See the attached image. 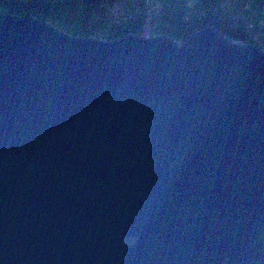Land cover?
Segmentation results:
<instances>
[{
  "label": "water",
  "instance_id": "water-1",
  "mask_svg": "<svg viewBox=\"0 0 264 264\" xmlns=\"http://www.w3.org/2000/svg\"><path fill=\"white\" fill-rule=\"evenodd\" d=\"M145 34L0 11V264H264V49Z\"/></svg>",
  "mask_w": 264,
  "mask_h": 264
},
{
  "label": "trees",
  "instance_id": "trees-1",
  "mask_svg": "<svg viewBox=\"0 0 264 264\" xmlns=\"http://www.w3.org/2000/svg\"><path fill=\"white\" fill-rule=\"evenodd\" d=\"M0 11L32 15L78 37L169 36L185 43L207 26L264 49V0H0Z\"/></svg>",
  "mask_w": 264,
  "mask_h": 264
},
{
  "label": "rangeland",
  "instance_id": "rangeland-1",
  "mask_svg": "<svg viewBox=\"0 0 264 264\" xmlns=\"http://www.w3.org/2000/svg\"><path fill=\"white\" fill-rule=\"evenodd\" d=\"M150 29L147 27V29H146V36H150V31H149ZM184 44V43H183Z\"/></svg>",
  "mask_w": 264,
  "mask_h": 264
}]
</instances>
